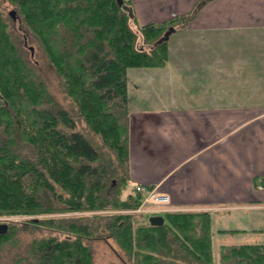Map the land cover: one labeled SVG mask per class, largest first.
Segmentation results:
<instances>
[{
  "label": "trees",
  "instance_id": "obj_1",
  "mask_svg": "<svg viewBox=\"0 0 264 264\" xmlns=\"http://www.w3.org/2000/svg\"><path fill=\"white\" fill-rule=\"evenodd\" d=\"M8 1L38 36L80 115L114 152L125 174L113 186L117 169L109 158L104 160L91 140L75 130L67 111L55 109L53 96L17 46L0 1V217H28L4 220L8 229L0 233V260L18 230L46 227L53 232L26 244L20 261L94 264L86 240L102 233L136 264H210L209 212L166 211L162 225L138 224L134 213L126 211L136 209L142 196L124 194L130 159L127 71L165 66V33L189 17L140 26L131 0L122 5L117 0ZM62 123L71 131L61 129ZM19 138L33 147L36 158L18 153ZM105 210L116 212L56 216ZM221 263L264 264V243L223 245Z\"/></svg>",
  "mask_w": 264,
  "mask_h": 264
},
{
  "label": "crops",
  "instance_id": "obj_2",
  "mask_svg": "<svg viewBox=\"0 0 264 264\" xmlns=\"http://www.w3.org/2000/svg\"><path fill=\"white\" fill-rule=\"evenodd\" d=\"M131 5L141 25L189 19L165 66L127 71L130 182L166 193V211L247 235L231 245L264 243V0Z\"/></svg>",
  "mask_w": 264,
  "mask_h": 264
},
{
  "label": "rangeland",
  "instance_id": "obj_3",
  "mask_svg": "<svg viewBox=\"0 0 264 264\" xmlns=\"http://www.w3.org/2000/svg\"><path fill=\"white\" fill-rule=\"evenodd\" d=\"M1 1V10L6 18L9 20V30L13 34L16 44L19 47L22 55L24 56L27 64L30 69L33 71L37 77L44 82L49 93L54 98L55 109L61 108L69 113V116L75 121V130L82 132L87 138L91 140L94 146L98 149L100 154L105 159L109 158L112 168L117 169V175L111 177L113 178V186L118 187L121 184V177L124 176L125 170L119 166L118 160L114 152H112L103 142L102 138L95 134L86 124L84 118L80 115V109L78 104L74 99H72L66 92L65 86L61 79V76L57 72L56 67L53 65L49 59L48 54L45 51L41 41L38 36L35 35L31 29L24 23L23 18L19 10L15 5L10 3L8 0ZM15 12L17 18L14 20L8 14L9 12ZM141 26V24H138ZM133 25V28L136 30V26ZM173 99V97H171ZM176 99V98H175ZM129 125H130V116H129ZM60 128L66 132H70L71 129L67 126H64L63 123L60 125ZM17 151L20 155L28 158H36V151L33 147L25 143L22 138H19V145ZM103 159V158H102ZM105 162V161H104ZM106 163V162H105ZM127 175V172H126ZM136 195L134 185L128 181L124 188V194ZM123 194V192H122ZM168 204L164 205H155L149 202H144L134 210H129L126 212L134 213L133 218L136 219V223H145L148 222L151 214L156 212L154 209L163 208ZM116 212V210H105V211H88V212H67V213H58L56 216H91L94 214H110ZM119 212V211H117ZM48 215H42L40 217H46ZM28 217H0V224L6 223L4 220H17L22 221ZM217 224L213 226L211 233V244H212V261L210 264H222L221 263V247L223 245L228 246L232 243H238L244 241L246 234L240 233H229V232H220L217 230ZM51 230L44 228H38L37 230L22 228L18 230L14 240L6 243L7 245L3 249L2 257L0 264H26V261H20L18 255H26V244H29L34 238L42 237L49 235ZM253 234V233H249ZM103 234L100 233L92 239H87V243L92 247V254L94 264H136L135 261H132L128 258L127 254L123 249L118 245L114 238L104 239ZM256 236L260 237L261 235L257 234ZM101 237V238H99ZM258 240L254 239L253 241ZM264 241V240H263ZM16 244V245H13ZM193 264V263H191Z\"/></svg>",
  "mask_w": 264,
  "mask_h": 264
},
{
  "label": "built area",
  "instance_id": "obj_4",
  "mask_svg": "<svg viewBox=\"0 0 264 264\" xmlns=\"http://www.w3.org/2000/svg\"><path fill=\"white\" fill-rule=\"evenodd\" d=\"M136 193H139L142 196V203L149 202L155 205H166L170 203V198L166 193L158 191L155 187H148L145 185H136ZM155 211L166 210L165 207L154 209Z\"/></svg>",
  "mask_w": 264,
  "mask_h": 264
},
{
  "label": "water",
  "instance_id": "obj_5",
  "mask_svg": "<svg viewBox=\"0 0 264 264\" xmlns=\"http://www.w3.org/2000/svg\"><path fill=\"white\" fill-rule=\"evenodd\" d=\"M119 5H122L124 0H117ZM175 27H170L168 31H166L164 39H168L170 34L175 31ZM38 219H35L37 221ZM149 221L152 225H162L165 222V217L160 214H155L150 216ZM8 229V224L7 223H1L0 224V233H6Z\"/></svg>",
  "mask_w": 264,
  "mask_h": 264
},
{
  "label": "flooded vegetation",
  "instance_id": "obj_6",
  "mask_svg": "<svg viewBox=\"0 0 264 264\" xmlns=\"http://www.w3.org/2000/svg\"><path fill=\"white\" fill-rule=\"evenodd\" d=\"M8 14L12 17V19L14 18V20L17 18L15 12H11V11H10Z\"/></svg>",
  "mask_w": 264,
  "mask_h": 264
}]
</instances>
